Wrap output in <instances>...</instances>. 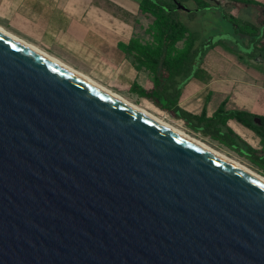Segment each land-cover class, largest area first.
Wrapping results in <instances>:
<instances>
[{
  "label": "water",
  "instance_id": "water-1",
  "mask_svg": "<svg viewBox=\"0 0 264 264\" xmlns=\"http://www.w3.org/2000/svg\"><path fill=\"white\" fill-rule=\"evenodd\" d=\"M0 264H264V182L0 30Z\"/></svg>",
  "mask_w": 264,
  "mask_h": 264
},
{
  "label": "crops",
  "instance_id": "crops-1",
  "mask_svg": "<svg viewBox=\"0 0 264 264\" xmlns=\"http://www.w3.org/2000/svg\"><path fill=\"white\" fill-rule=\"evenodd\" d=\"M254 1L264 5V0ZM122 13L134 17L140 12L132 0H0V27L35 47H47L49 55L97 83L119 81L127 90L136 83L148 90L151 82H139L142 71L125 51L136 36ZM257 24L264 26V19ZM200 67L210 80L190 79L178 99L181 109L210 118L222 105L225 111L264 117V73L218 46L205 54ZM227 125L244 140L257 137L234 120Z\"/></svg>",
  "mask_w": 264,
  "mask_h": 264
},
{
  "label": "trees",
  "instance_id": "trees-1",
  "mask_svg": "<svg viewBox=\"0 0 264 264\" xmlns=\"http://www.w3.org/2000/svg\"><path fill=\"white\" fill-rule=\"evenodd\" d=\"M211 1V0H210ZM207 0H138L140 14L152 18L155 45L148 46L137 37L130 40L125 51L131 57L134 68L149 75L152 87L143 89L136 83L129 93L146 100L156 108L176 120H181L189 131L221 144L244 159L250 166L264 176V117L244 111H225L219 106L214 115L207 118L204 113L190 114L178 106V99L184 85L190 79L207 83L209 74L200 66L206 51L217 46L236 56L241 64L264 73V26L236 19L223 13V7ZM229 3H242L244 6L264 5L254 0H226ZM193 3L190 8L187 4ZM213 11L220 20L229 26L231 46L224 40L213 42L204 40L198 30H192L182 21L181 13L187 12V19L193 22L199 13ZM183 42V48L177 44ZM205 49L204 51L202 49ZM259 63V64H257ZM261 63V64H260ZM234 120L260 140V147L253 148L237 135L228 125Z\"/></svg>",
  "mask_w": 264,
  "mask_h": 264
},
{
  "label": "rangeland",
  "instance_id": "rangeland-1",
  "mask_svg": "<svg viewBox=\"0 0 264 264\" xmlns=\"http://www.w3.org/2000/svg\"><path fill=\"white\" fill-rule=\"evenodd\" d=\"M132 1L134 3H137L138 0H132ZM207 1H210V0H207ZM210 2L212 4L220 5L221 7H223V13L233 16L236 19H240L243 21L253 23L255 25H258L257 23L259 24L262 23V20L264 19V11L258 6H254V5L244 6L242 3H229L226 0H211ZM187 5L190 8L194 7L193 3H188ZM109 7L114 12H116V9L113 6H109ZM122 15L128 20H130L133 26L134 36H136L141 42L146 43V45L148 46L153 47L155 45L154 31H152V27H151L152 18L150 16L145 15V14H140V13H138L134 17H131L128 14H123V13ZM181 17H182V21L184 22V24H186V26H188L190 29L200 31L204 40H206L207 38H211V40L215 42L221 39L225 41V45L231 46L230 40L228 39V37H231L230 31H229L230 28L228 25L224 24L220 20V18L217 17L215 12L210 11V12H205V13H199L193 22L188 21L187 12L186 13L182 12ZM36 44L38 45L37 47L40 48L41 50L47 53L51 52L47 47L43 45H39L38 43ZM183 45H184L183 42L178 43L177 49L181 50L183 48ZM218 48L221 49L222 51L224 50L222 46H218ZM202 50L204 51L205 49L203 48ZM210 50L211 49L207 50L206 53L209 52ZM146 81L151 82L147 72L142 71V74L139 77V82L145 83ZM101 82H103V84L99 83L100 85L113 91L114 93L120 94L122 97H124L126 100H128L129 102H131L133 105L137 106L138 108L144 111H147L149 114L156 116L158 119L172 126H176L182 129L183 131L193 136L194 138L198 139L199 141L206 144L207 146L211 147L212 149L219 151L220 153L224 154L225 156L235 161H238L242 165L244 164L245 166L249 167L250 169L258 173L256 169L250 166L244 159L238 157L231 150L225 148L221 144H218L216 141L210 139L209 137H202L198 134L192 133L186 127H184V124L181 121L172 118L167 113L156 108L150 102L143 100V99H139L135 95H132L131 93H129V91L126 88L122 87L119 84V81H112L111 83L109 81L108 82L101 81ZM246 132L252 133L248 130H246ZM245 141H247L254 148L260 147V140L257 137H252V138L246 137Z\"/></svg>",
  "mask_w": 264,
  "mask_h": 264
},
{
  "label": "bare ground",
  "instance_id": "bare-ground-1",
  "mask_svg": "<svg viewBox=\"0 0 264 264\" xmlns=\"http://www.w3.org/2000/svg\"><path fill=\"white\" fill-rule=\"evenodd\" d=\"M0 30H2V31H4V32H6L7 34H9V35H11V36H13V37L19 39L20 41H22V42H24V43H26V44L32 46L33 48H35V49H37V50H39V51L45 53L46 55L52 57L53 59L59 61L60 63H62V64H64V65H66V66L72 68L71 66H69V65H67L66 63L62 62L61 60L55 58L54 56L49 55L48 53H46V52L42 51L41 49H39V48H37V47L31 45L30 43H27V42L23 41L21 38H19V37L13 35L12 33L8 32V31H6V30L3 29L2 27H0ZM72 69H74V68H72ZM74 70H75V69H74ZM76 71H77V70H76ZM78 72H79V71H78ZM80 73H81V72H80ZM82 74H83V73H82ZM83 75H85V74H83ZM85 76H86V75H85ZM87 77H88V76H87ZM88 78H90V77H88ZM91 80H92V79H91ZM93 81H94V80H93ZM95 82H96V81H95ZM96 83H97V82H96ZM98 84H99V83H98ZM101 86H102V85H101ZM103 87H104V86H103ZM104 88H105V87H104ZM106 89H107V88H106ZM108 90H109V89H108ZM109 91H111V90H109ZM111 92H113V91H111ZM113 93H114V92H113ZM114 94H116L117 96L121 97V98L124 99L125 101L129 102V101L126 100L124 97H122L120 94H117V93H114ZM129 103L132 104L131 102H129ZM132 105H133V104H132ZM133 106H135V105H133ZM135 107L138 108L137 106H135ZM138 109H140V108H138ZM140 110L143 111L144 113L148 114V115L151 116L152 118L158 120L159 122L163 123L164 125L168 126L169 128H171V129L175 130L176 132L180 133L181 135H183V136L187 137L188 139L192 140L193 142L199 144L200 146L204 147L205 149L211 151L212 153L216 154L217 156L223 158L224 160L228 161L229 163H231V164L237 166L238 168L244 170L245 172L251 174L252 176H254V177H256L257 179H259V180H261L262 182H264V176H262V175L258 174L257 172L253 171L252 169H250L249 167L245 166L244 164L242 165V164H240L238 161H235V160H233V159H231V158L225 156L224 154L220 153L219 151H216V150L212 149L211 147L207 146L206 144L202 143V142L199 141L198 139H196V138H194L193 136L189 135L188 133H186V132L183 131L182 129H180V128L176 127V126H172V125H170V124H168V123H166V122H164V121L158 119L156 116H153V115L149 114L147 111H144V110H142V109H140Z\"/></svg>",
  "mask_w": 264,
  "mask_h": 264
}]
</instances>
